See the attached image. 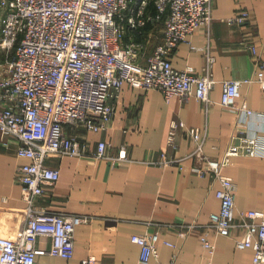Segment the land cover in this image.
Masks as SVG:
<instances>
[{
	"label": "built area",
	"instance_id": "1",
	"mask_svg": "<svg viewBox=\"0 0 264 264\" xmlns=\"http://www.w3.org/2000/svg\"><path fill=\"white\" fill-rule=\"evenodd\" d=\"M211 2L0 0V137L16 139L18 156L28 160L17 169L27 204L25 223L14 236L0 235V264H50L40 257H74L77 226L91 218L52 212L38 203L60 179L59 168L48 164L50 158L87 156L88 142L71 134L69 127L95 133L107 130L116 115L115 101L126 84L161 91L167 102L178 96L208 106L219 83L221 106L239 117L236 134L223 156L206 155L200 130L190 128L186 132L195 148L184 157L162 153L158 163L183 168L187 158L193 161V172L211 175L220 184L216 191L220 210L210 215L211 226L226 237L234 228L244 229L236 246L251 249L254 264H264V210H242L237 215V185L224 174L234 157H264V135L245 134L247 124L242 118L253 117L255 112L246 101H239L242 81H219L212 72L215 57L209 51L202 73L192 67L179 70L172 64L180 44L190 43L201 28L210 29ZM151 4L156 7L155 16L149 12ZM249 18L244 11L230 21L241 24ZM149 23L162 31L161 41L152 50L147 49V42L154 30L147 35L143 31ZM249 48L256 65V78L251 81L264 90V57L258 46L250 44ZM183 127L180 121L172 123L168 146L173 152L179 149L177 131ZM110 148L98 141L94 158H110ZM126 157V147H121L112 159L124 161ZM193 229L194 225L181 231V237ZM158 240V232L132 237L141 247V262L158 256ZM40 241H48L49 246L40 248ZM201 245L211 254L216 250L208 233L201 235ZM93 263L86 259L81 264ZM169 264L177 263L173 259Z\"/></svg>",
	"mask_w": 264,
	"mask_h": 264
},
{
	"label": "crops",
	"instance_id": "2",
	"mask_svg": "<svg viewBox=\"0 0 264 264\" xmlns=\"http://www.w3.org/2000/svg\"><path fill=\"white\" fill-rule=\"evenodd\" d=\"M211 5L210 29L201 28L190 43L180 44L172 64L179 70L192 67L202 73L209 51L215 57L212 72L219 81H242L239 101H246L255 112L253 117L242 118L247 124L245 134L264 135V90L251 81L256 78V65L249 48L250 44L258 46L264 57V0H212ZM244 11L250 14L247 21H230ZM161 39L153 31L150 50ZM222 93L219 83L207 106L178 96L167 102L161 91L126 84L115 101L116 115L107 130L95 133L69 127L71 134L88 142L87 156L50 158L48 164L59 168L60 179L38 203L49 211L87 216L91 221L77 226L72 259L46 255L40 260L50 264H81L86 259H93V264H169L173 259L177 264H254L253 251L236 246L244 229L234 228L226 237L211 226L210 215L220 210L216 197L220 184L211 175L193 172V161L187 158L183 168L158 163L162 153L184 157L195 148L187 136L190 128L200 130L206 155L223 156L236 134L239 117L221 106ZM177 121L184 127L177 131L179 149L173 152L168 138ZM98 141L111 145L110 158H94ZM121 147H126V160L114 161ZM17 150L16 139L0 137L1 236L18 234L25 223L27 204L17 169L28 160L19 157ZM224 174L237 185V215L242 210H264V157H234ZM192 225L189 235L181 237L180 232ZM154 232L159 233L158 256L143 263L141 247L132 237ZM205 233L216 245L213 254L201 245ZM38 246L47 248L49 243L40 241Z\"/></svg>",
	"mask_w": 264,
	"mask_h": 264
},
{
	"label": "trees",
	"instance_id": "3",
	"mask_svg": "<svg viewBox=\"0 0 264 264\" xmlns=\"http://www.w3.org/2000/svg\"><path fill=\"white\" fill-rule=\"evenodd\" d=\"M149 12L150 14H152L153 16H155L157 14V10L156 7L154 6V4H151L149 7ZM145 30V35H147L150 31H155L154 25L152 23H149L146 27L143 28V31ZM144 36L142 35H138L139 39H142Z\"/></svg>",
	"mask_w": 264,
	"mask_h": 264
},
{
	"label": "rangeland",
	"instance_id": "4",
	"mask_svg": "<svg viewBox=\"0 0 264 264\" xmlns=\"http://www.w3.org/2000/svg\"><path fill=\"white\" fill-rule=\"evenodd\" d=\"M159 27H162V26H159ZM155 33H157V35L161 38V36H162V32L160 31V28H156L155 29ZM150 40H151V38L149 39V42H147V49L148 50H150L151 49V47H152V43L150 42ZM158 40V39H157ZM153 42V41H152ZM155 43H153V45H154ZM157 44V43H156Z\"/></svg>",
	"mask_w": 264,
	"mask_h": 264
}]
</instances>
